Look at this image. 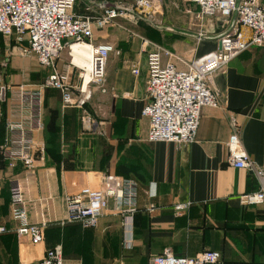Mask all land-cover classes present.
Returning <instances> with one entry per match:
<instances>
[{
	"label": "crops",
	"instance_id": "obj_1",
	"mask_svg": "<svg viewBox=\"0 0 264 264\" xmlns=\"http://www.w3.org/2000/svg\"><path fill=\"white\" fill-rule=\"evenodd\" d=\"M119 1L78 0L74 12L94 17L103 5ZM153 3L149 14H141L133 3V15L119 17L110 26L94 27L93 42L111 44L118 51L110 54L105 78L89 86V104L101 124L74 125L72 109H67L70 106L64 104L60 91L47 88L44 128L35 133L45 155L38 154L32 168L1 162L0 226L10 230L0 233V264L37 263L47 250L57 246L63 247L67 264H82V258L64 247L69 229L70 238L81 237L75 233L80 224L60 225L66 218L67 199L86 186L101 187L109 174L139 183L136 211L121 212L111 199L95 228L81 227L102 246L110 232L122 264H148L150 256L166 249L187 257L214 249L222 253L220 264H264V204L240 201L242 194L260 189V180L254 172L230 163L226 145L237 132L252 160L264 171V47L251 46L216 71L219 107L203 108L195 141L183 145L148 141L149 122L142 116L148 100V52L159 45L184 58L200 57L219 48L224 33L220 19H200V7L191 0ZM242 29L247 35L251 32L247 27ZM202 31L206 32L200 36ZM7 54L0 55V60ZM15 57L23 56L9 57V66ZM27 58L42 69V81L38 85L13 81L7 72L9 83L37 87L44 81L49 70L33 57ZM70 59L60 58L58 67ZM75 70L73 83L79 84ZM16 106L14 96L3 105L0 146L6 137L5 120L17 114L13 112ZM17 182L24 190L30 221L46 223L41 244H33L15 231L10 188ZM179 203L190 205L177 212Z\"/></svg>",
	"mask_w": 264,
	"mask_h": 264
},
{
	"label": "built area",
	"instance_id": "obj_2",
	"mask_svg": "<svg viewBox=\"0 0 264 264\" xmlns=\"http://www.w3.org/2000/svg\"><path fill=\"white\" fill-rule=\"evenodd\" d=\"M78 0H0V33L14 41L11 51L23 57H33L49 70L37 87L9 83L6 80L9 55L0 60V122L4 116L3 105L11 96L17 100L16 112L5 120L6 137L0 146L2 159L9 167L22 163L26 168L35 166L45 155V148L35 136L44 128L43 101L47 88L60 91L65 105L74 102L75 92L85 99L91 97L89 86L106 75V64L115 51L111 44L94 43V27L113 25L119 17L130 15L134 4L145 11L154 8L153 0H121L103 5L96 15H78L74 12ZM107 3L108 0H100ZM200 11L198 17H218L224 33L220 46L200 57L184 58L157 45L148 52L147 103L142 116L148 119L146 139L151 142H174L180 145L195 141L203 108L219 107V94L214 87V74L227 66L235 57L251 46L264 47V0H191ZM242 27L251 30L247 35ZM206 31H202L203 36ZM85 48L84 64L74 61L73 45ZM70 49L71 59L61 68L57 63L65 49ZM118 53V51H115ZM9 53V54H10ZM76 69L79 84L73 83ZM138 73V69H133ZM229 161L236 167L254 172L260 180V189L240 196L243 204H264V171L250 157L240 136L234 132L226 142ZM2 176L0 175V181ZM139 183L116 174L106 176L99 188L86 186L78 195L67 199V213L63 221L94 227L104 215L109 201L118 208L134 213L137 209ZM11 217L17 223L15 231L27 236L33 244L45 241L46 223L30 221L25 193L20 183L10 188ZM150 194L155 195L151 192ZM189 203L175 206L177 212L185 211ZM121 206V207H120ZM128 217V216H127ZM131 217V216H129ZM0 226V233L9 231ZM222 260L219 250L205 249L194 257L177 256L166 249L149 257L148 264H217ZM67 264L62 246L46 251L37 263Z\"/></svg>",
	"mask_w": 264,
	"mask_h": 264
},
{
	"label": "rangeland",
	"instance_id": "obj_3",
	"mask_svg": "<svg viewBox=\"0 0 264 264\" xmlns=\"http://www.w3.org/2000/svg\"><path fill=\"white\" fill-rule=\"evenodd\" d=\"M133 3L135 2L133 1ZM139 8L141 14L151 13L149 11H145L141 7ZM134 9L135 11H133L131 15L136 12V8ZM12 46V39L0 33V55L8 53L7 55L14 57L18 53L14 51H11V53L9 52V49L11 50ZM69 51V48L65 49L61 55V58L64 60L70 59ZM30 60L27 57H15L13 63L7 68L10 79L13 81H27L29 83L38 85L42 81L44 74L42 69ZM16 62H18L17 67L13 66V64ZM73 94L74 102L73 104L69 105L70 108L67 109H72L71 114H73L74 125L85 127L101 124L100 120L97 118V113L92 110L89 104L90 99L92 98V93L91 97L85 99L84 102H81V99L83 98V94L81 92L77 91ZM60 225L67 227L71 224L64 222ZM78 229L80 231H78ZM78 229L77 227L75 228V233H79L81 237L76 240L74 238H70L72 235L69 234L72 229H69L67 233L65 232V237L67 236L69 239L64 240V247L67 249V251L73 250L74 256L82 258V264H122V256L120 255L121 257H119L117 252L119 251V247L113 243V236L110 232L106 235L107 242L105 241V244L102 246L97 237H92L90 234H88V232L85 233L87 231L86 229L82 228L81 226H78Z\"/></svg>",
	"mask_w": 264,
	"mask_h": 264
},
{
	"label": "bare ground",
	"instance_id": "obj_4",
	"mask_svg": "<svg viewBox=\"0 0 264 264\" xmlns=\"http://www.w3.org/2000/svg\"><path fill=\"white\" fill-rule=\"evenodd\" d=\"M85 54H86L85 48H83L82 46H80L78 44L73 45V55H74V61L76 63L83 65L84 64V58L83 57L85 56Z\"/></svg>",
	"mask_w": 264,
	"mask_h": 264
},
{
	"label": "trees",
	"instance_id": "obj_5",
	"mask_svg": "<svg viewBox=\"0 0 264 264\" xmlns=\"http://www.w3.org/2000/svg\"><path fill=\"white\" fill-rule=\"evenodd\" d=\"M2 125L4 126V123H2ZM2 126V127H3ZM3 161V159H2V155H1V153H0V164H1V162ZM222 261V260H221ZM221 263V262H220ZM220 263H217V264H220Z\"/></svg>",
	"mask_w": 264,
	"mask_h": 264
}]
</instances>
